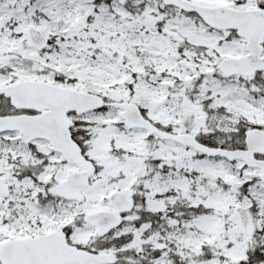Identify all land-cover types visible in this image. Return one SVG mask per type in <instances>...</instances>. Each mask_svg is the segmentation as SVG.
I'll return each instance as SVG.
<instances>
[{
  "label": "rangeland",
  "instance_id": "374dc122",
  "mask_svg": "<svg viewBox=\"0 0 264 264\" xmlns=\"http://www.w3.org/2000/svg\"><path fill=\"white\" fill-rule=\"evenodd\" d=\"M191 1L238 9L264 3ZM95 2L0 0V86L62 78L59 85L89 86L109 100L105 114L69 116L81 122L77 139L98 167L81 203L52 195V186L77 166L65 162L44 140L25 144L18 132L0 134V175L11 189L0 206V244L57 230L80 214L110 209L112 192L132 188L138 207L110 237L126 241L120 249L122 264L238 263L255 231L264 247V181L259 170L239 160L199 156L171 140L149 139L145 130L127 128L115 105L120 98H130L146 108L152 121L177 125V133L188 128L207 145L210 140L215 147L242 146L241 130L264 128V72L256 80H229L219 67L224 58L247 54L245 40L209 30L184 15L157 26L151 14L163 3L132 0L130 4L141 10L134 14L119 0L103 14L96 11ZM30 25L53 39L42 53L28 40ZM190 103L202 123H196ZM13 112L9 106L0 109L1 114ZM176 206L202 213L178 221L169 215L176 213ZM238 206L252 208L248 228L236 219ZM148 211L161 218L144 224L142 213ZM77 226L71 242L89 245L96 229L85 223ZM262 253L264 257V249Z\"/></svg>",
  "mask_w": 264,
  "mask_h": 264
},
{
  "label": "water",
  "instance_id": "95a60500",
  "mask_svg": "<svg viewBox=\"0 0 264 264\" xmlns=\"http://www.w3.org/2000/svg\"><path fill=\"white\" fill-rule=\"evenodd\" d=\"M173 5L187 12H196L212 28L235 29L238 35L247 39L249 54L241 58H227L221 62V70L227 75L252 76L264 70V9L235 10L223 6H203L185 0H169ZM31 41L39 48L47 46L49 39L34 26L29 28ZM8 97L16 109H29L35 115L18 114L0 116V133L19 131L28 143L36 138L50 141L53 150L63 154L69 163L79 165L82 170L72 172L67 179L58 184L56 192L67 199L82 201V190L90 183L96 168L82 154L80 146L72 139L70 126L73 122L67 114L76 111L83 114L104 105L102 97L66 87L55 86L37 80L19 81L11 86L0 87V97ZM123 117L129 127L146 128L164 139H173L208 155H222L229 159H240L250 167L260 168L264 180V130L254 129L246 132L247 149L226 150L210 148L199 143L194 135L169 134L160 132L146 120L135 104H122ZM198 119L197 121H199ZM9 195L8 186L0 177V204ZM114 210H102L85 216V221L97 227V234L105 236L122 223V214L134 206L133 192L129 189L116 191L110 196ZM242 223L247 226L250 217L244 207L237 209ZM2 264H113L112 254L90 253L70 245L64 231H54L38 237L14 239L0 247Z\"/></svg>",
  "mask_w": 264,
  "mask_h": 264
},
{
  "label": "trees",
  "instance_id": "16d2710c",
  "mask_svg": "<svg viewBox=\"0 0 264 264\" xmlns=\"http://www.w3.org/2000/svg\"><path fill=\"white\" fill-rule=\"evenodd\" d=\"M166 18H170L173 15V8L169 7L165 11ZM58 79V78H57ZM60 79V78H59ZM61 80V79H60ZM7 101L3 100L2 105H6ZM173 125H168L165 128L168 129L169 131L172 130ZM30 175V174H29ZM137 203V201H136ZM174 213L173 215H170V217H174L177 220H183V219H192L200 215L202 212L199 211V209L196 208H189L186 206H176L175 209L173 210ZM155 212H143L142 213V219L143 223H152L154 222V217H157L156 220H159L161 217L159 216L160 213L157 215L154 214ZM97 242V243H95ZM93 243V244H92ZM89 245L86 246L87 249H95V250H100V249H109L113 250L117 254V259H118V264H121L122 262V252H120V249H122L126 243V241H123L122 239L118 238H107L106 240H101L95 237V239L92 241ZM262 245L259 244V238L256 236L251 237L250 242H249V247L247 249V256L246 259L243 261L238 262V264H261L264 262L263 254H262Z\"/></svg>",
  "mask_w": 264,
  "mask_h": 264
}]
</instances>
